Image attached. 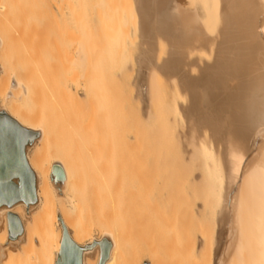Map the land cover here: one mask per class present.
Returning <instances> with one entry per match:
<instances>
[{
	"label": "bare ground",
	"instance_id": "6f19581e",
	"mask_svg": "<svg viewBox=\"0 0 264 264\" xmlns=\"http://www.w3.org/2000/svg\"><path fill=\"white\" fill-rule=\"evenodd\" d=\"M128 2L127 7L125 0L117 1L124 39L131 37V23L137 31V13L143 17L149 3ZM156 5L157 30L164 39L158 40L157 50L162 52L155 61L160 62V72L150 71L148 76L149 102L154 107L147 109L141 88L120 82L119 74L111 73L112 80L93 79L91 70L84 79L82 45L70 40L69 33L70 39L61 37L56 51L64 56L59 57L61 66L67 62L70 66L57 69L64 71L59 80L44 84L48 91L44 113L30 117L25 110L31 109L39 82L45 78L40 67L30 74L29 67L22 72L13 65L17 51L5 16L9 7L0 2V127L15 130L20 162L31 179L30 193L23 190L19 168L0 178L1 188L12 190L10 197L0 199V264H70L64 247L76 253L77 264H140L136 232L129 235L121 229L122 206L130 223L138 224L141 231L157 227L163 216L159 226L163 238L182 246V264H223L220 255L232 244L235 258L229 254L233 261L226 264H264V0H156ZM75 6L81 5L76 2ZM77 7L73 9L78 14ZM94 11L93 6L90 12ZM220 19L222 37H231L228 33L237 30L244 45L250 46L243 49L235 40V46L243 50L224 58L213 48L189 50L203 31L210 46ZM80 22L71 16L66 28L79 32ZM224 41L219 46L230 49ZM185 55L191 65L200 56L197 60L203 68L199 78H187L185 72L178 78L190 85L191 104L183 110L187 95L181 93L177 77H170L171 94L163 73L175 74ZM192 70L196 72L195 67ZM259 70L262 73L253 74ZM233 78L236 85L227 86L226 81ZM198 81L204 82L202 91L196 90L203 92L204 101L198 96L212 113L210 120L202 121L205 124L197 117L196 91L190 89ZM221 88L226 93L218 99ZM244 99L246 104L236 118L228 120L231 102ZM244 112L254 127L250 142L241 122ZM149 118L158 136L145 145L142 127ZM133 119L136 127L132 129ZM234 119L240 123L233 125ZM186 127L190 136L184 137ZM225 209L237 223L229 231L217 226ZM233 236L236 240L231 243ZM148 238L153 239L152 234ZM155 258L148 264H157Z\"/></svg>",
	"mask_w": 264,
	"mask_h": 264
},
{
	"label": "rangeland",
	"instance_id": "374dc122",
	"mask_svg": "<svg viewBox=\"0 0 264 264\" xmlns=\"http://www.w3.org/2000/svg\"><path fill=\"white\" fill-rule=\"evenodd\" d=\"M60 1L61 0H59V1L58 0H56V1L55 0H0V2L5 3L9 7L8 8L9 13L5 16L7 17V19H6L7 25L9 26V28L11 29V32L13 33L12 35L14 36V40H15V47L14 48L16 49L15 51H17V53L16 52L14 53L13 65L18 67V69L20 68L21 71L25 67L26 68L29 67V68H27V71L30 74H33V71H35L37 69V67L38 68L40 67L42 69L40 72L43 75V77L45 78V81L41 80L42 82L41 81L39 82L40 91L35 96L36 98H35V101L33 102V104L31 105V109L25 110L26 113L30 117L39 116L40 114L44 113V107H45L46 99L48 96V91L45 89L44 84L46 82L51 83V82H54L56 80H59L64 71L62 72V71H59L57 69L61 68L62 66L66 67V65H67V67L70 66V64L68 62L67 63L65 62L66 60L64 61L66 63V65L61 66V64H60L61 60L59 61V59H60L59 57H61V59H64V56L61 54H60V56H58L59 54L56 51L57 48L59 47L61 37L63 38L64 36L66 38H69L71 36L70 37L71 39L69 38L70 40L73 39L74 41H76V39H77L78 43H80L82 45V54L81 55H84L83 65L86 67V69L83 71V73L85 75L84 79L87 78L89 76V73L92 71H93L92 73H93L94 78L92 77V75H91V77L93 79H99V78L103 77L105 80H109L110 79L109 75L111 73L112 74H115V73L119 74V77L117 79L120 82L123 81V83H125V84L129 83L131 86H135V88H137V89L141 88L143 95L147 99V109H148V106H149V108H151V105H152V107H154L155 103L150 104V102H149V95H148V89H147L148 76H149L150 71H151V73H154V74L157 73V71L160 72V70L158 68L160 65V62L155 63V61H156V57L159 55V53L162 52V50L160 49L161 51H159V53H158L157 49H159L158 47H160L158 42L160 41V39H164V37L163 36L161 37L160 33H158V30H157L158 12H157L156 0H148L149 3L147 5V9H146V12H145L143 17L138 15V13H137V31L135 32L134 24L131 23L130 24V30H129L130 31L129 34L131 37L128 39H124V35L122 32L123 29L120 27V25L118 23V21H119V10L117 7V1L118 0H81L79 2H78V0H66L67 2L64 1L63 3H62V1L61 2ZM69 1H70V3H68ZM125 1H126V6L128 7L129 2H128V0H125ZM137 1L139 2V0H137ZM59 2L61 4H59ZM76 2H77V4H79L81 6L80 7L75 6ZM65 3H68V5ZM55 4L60 5L58 7H61V5L63 4L62 9L61 8H60V10L57 9L58 7H56L57 5H55ZM70 5H72V6H70ZM73 6L77 7L76 8L77 10L80 9V10H78L79 11L78 14H77V11L74 10L75 8ZM93 6L95 8L94 13L90 12V11H92ZM72 9L74 10V12L72 11ZM70 10H71L72 14L74 13L73 15L71 14ZM75 11H76V13H75ZM59 13H61V14L59 15ZM58 16L59 17L62 16V20L60 19L61 17L59 18ZM71 16H72V18L76 19L78 17V19H80V21H81L80 25L82 26L81 31L75 32L72 29L66 28V26L67 27L69 26L68 24H69V21H71ZM79 16H80V18H79ZM58 21H59V23H58ZM218 22H219V20H218ZM220 22H219V24H220L219 26L216 25L217 29L215 28V31H213V33H215V35H211V37L213 39L216 38L215 41L211 37L209 38V40L211 39L210 41L212 42L211 43L212 46L211 45L209 46L210 43L208 44V41H205V39L203 38V37H206V35L208 38V34H206L204 31H203L204 33L203 32L201 33V31H200L199 34L201 33V35L198 36L197 39L195 38L194 40L191 41V43L189 45V50L190 49L192 50V48L193 49L196 48V50H197V47H198V51H200L199 49H201V50L203 49L202 51L206 52L204 50V48H205L207 50V52H209L210 48H213L214 53L216 52V54H219V56L221 55L220 57L218 56L219 58H222V57L224 58L227 55L232 57V55L234 54L235 51H236V53L234 55H236L237 53H240L241 50L247 49L250 46L249 44L244 45V42H243L242 38L240 37L241 34H239V32L237 30H236L237 32L235 30H233V31H230L228 33L231 37H226V36H228L227 34H226V36L222 37L224 35V34L221 35V31H222L221 29L224 30V27L222 28V26H223L222 19H220ZM63 27H64V31L69 30V32L62 31ZM71 30H72V32H70ZM234 31H235V34H234ZM216 32H218L219 35ZM69 33H70V36L66 35ZM72 33H74V34H72ZM236 33L238 34V36L233 37V35L236 36ZM216 35H217V37H216ZM108 37H109V41L106 42ZM238 37H239V39H237ZM222 38H225V41H226V43L224 41L225 44H228V43L230 44L229 45L230 49L228 48V45H224L222 48L219 46ZM226 38H228V40L229 39H232V40L228 41ZM233 40L237 41L236 45H238V46H240L241 44L244 45V46H242V45L240 46V47H243V49L240 47L238 48V46H235L236 41L234 42ZM238 40L241 43H239ZM196 41H197V44H196ZM213 42L215 43L214 47H213ZM111 43H113V44H111ZM149 46L151 47V49ZM217 47H220L221 50L219 51L220 48H217ZM235 47H236V49H239L238 52L235 49ZM226 48H227V50L229 49V51H227ZM231 49H232V51H231ZM225 50H226L227 54L224 52ZM24 51H25V53H24ZM221 51L224 53V56L222 55L223 53ZM22 54H25V56L28 55L29 58H27V60L30 59V61L28 60V62H27V60L25 59L26 57L24 58V55H22ZM197 54H199V53H197ZM197 56L198 55H196L193 58L196 60L195 64L191 65L190 61L188 63L187 62L188 58L186 56L184 58V60L181 61V63L180 62L178 63L180 65L177 66V72L175 74H169L168 75L167 73H163L164 77H165L164 78L165 81H168V83L165 82V85H167V87L169 86L170 89L168 88V91H172L171 94H173L174 91L171 89L172 83H170L171 82L170 77H177V79H178L180 74H184V72L187 73V74H185V76L187 75L186 76L187 78H189V77L190 78L191 77L199 78L201 76L200 73H201V69L203 67H202V63H200L197 60V58L200 56H198V57ZM147 57H149L151 59L150 62L147 60ZM198 59H200V58H198ZM24 60H26V61H24ZM29 63L31 64L32 68L30 66H28ZM157 63H158V65H157ZM209 63H211V61ZM62 64H64V63H62ZM150 64L153 65V67H151ZM193 66L196 68V72H194V70H192V69H194ZM35 67H36V69H35ZM66 69H68V68H66ZM156 69H158V70H156ZM21 71L18 70V72L20 74H23V73H21ZM66 72H68V71L66 70ZM258 72L262 73V70H259L257 72H253V74L258 73ZM59 73L61 75H59ZM94 73H95V76H94ZM101 73H103L104 75H100ZM33 77H35V76L33 75ZM207 77H206V79H207ZM38 79H39V77H38ZM112 79H113V77H111L110 80H112ZM169 79H170V81H169ZM186 81H188V80H186ZM178 82L180 84V88H183L181 90V93L184 92L183 94L187 95V100L185 102L183 101L181 103L184 106L182 108L184 110V108L185 109L188 108V106H190V104H191V92L189 91V87H188L190 85L187 84V86H186V83H184V85H183V81L181 82L182 83L181 84L179 79H178ZM196 83L193 85L194 86L193 88H195V89H193L192 87H190V89L193 92L196 90H199V92L202 91V88L200 86L202 84V87H203L204 82L200 81V83H199V81H198V86L196 85ZM236 83H237V79H235V78L228 79L226 81V85L229 87L235 86ZM141 84H143V85L141 86ZM185 86H186V88H185ZM172 87H173V85H172ZM203 91H204V89H203ZM199 92L198 91L194 92L195 93L194 98L197 97L196 99H198V100H195L196 107L198 106V108H197L198 114L196 112L195 113L197 114V117L200 118V122H202V121L205 122V120L207 121V118L211 119L212 113H210L209 108L206 106L207 104L205 103L206 104L205 105V104H203L204 102H202V101H204V99L202 98L203 92L201 93V95ZM196 93H197V96H196ZM198 93H199V96L202 99V101L199 98ZM224 93H226V92H223L222 88H221L220 95H218V99L222 98V95ZM245 101H246V99H244L242 102H238V101L231 102V106L226 110V117L228 120H230L231 118L232 119L236 118V116L239 113L241 105L246 104ZM199 105L200 106L205 105V107H203V109H202V107L200 108ZM206 107H207V109H206ZM198 109L200 111H198ZM206 110H208V111H206ZM132 111H134V107H133ZM202 111L205 114H203ZM244 114L245 115L241 119V122H243V126H244V135L247 138V140H249V142H250L251 138L253 137V128L254 127L249 125L250 117L247 116V113L244 112ZM147 115H148V112H147ZM202 118L203 119L206 118V119L202 120ZM235 120L236 119H234V121ZM213 121H218V120H217V118H214ZM234 121H233V125H235L236 123H238V124L240 123V120H238V119L236 120L237 122L236 121L234 122ZM204 122H202V123H204ZM152 123H153V120L149 118V119H147V121L145 122V124L142 127L143 139H144L145 145L151 144V141L158 136L157 130H156L155 126H153L154 124H152ZM129 125L132 129L135 128L136 127L135 120L134 119L130 120ZM151 125H152V128H151ZM178 127L181 129V127L179 125H178ZM179 128H178V130H179ZM185 129L187 132L185 131ZM182 130H179L178 134L182 133V132L184 134V132H186V134H184L183 136L186 137V135H188V134L190 136V133L188 132L187 127L184 129L182 128ZM179 135H181V134H179ZM179 137H180V141H181L182 137L181 136H179ZM184 139H186V140H184L183 142L187 141L188 138H184ZM183 142H181L182 145H183ZM185 145H187V142L184 143V146ZM122 209H123V206H122ZM122 209H121V213H120V217H119L120 218L119 220L121 222L120 223L121 229L123 230V232L129 233V235L133 232H136L138 238L135 241V244H136L137 248H139V250L141 251V259H142L140 264H148V260H151V258L153 256L156 257L155 259H157L156 260L157 264H182V261L184 258L183 257L184 255H182L183 253L181 251L182 246L177 245L175 243H172L170 240H166L165 238H163V235H162L163 231L160 230V227L163 226V220H162L163 216L162 217L160 216L158 221L155 224V226H157V227L160 226L159 228L152 227L150 230L141 231V229L138 227L139 226L138 224L132 225L130 223L129 219L127 218V215H125V213H124V209L123 210ZM229 214H231V215L229 216ZM222 217H223L222 221L219 224H217V226H220V228H223V229L225 228V229H228V231H229L231 228H234L237 225L236 222L234 223V214L227 211V209H225L223 211ZM229 218H231V219H229ZM225 222H226V224H225ZM161 231H162V233H161ZM194 232H196L195 235L197 237L199 235V232L197 231L196 228L194 229ZM150 234H152L153 239L148 238V236ZM227 237H228V235H226V237L223 240L224 244L226 242L225 240L227 239ZM235 240L236 239L233 236L231 238V243H234ZM196 241H198V239H196ZM222 249H223V247H222ZM233 250H234V244H232L231 247L227 251H225L223 254L220 255V257L222 256L224 259L223 264H226V262L227 263L229 262L228 260H230L231 255H233V254H231L233 252ZM206 251L207 250L205 249V256L207 254L206 257L208 258L209 253H207ZM229 254H231V255L229 256ZM207 258H205V260ZM232 258H235V256L233 255ZM204 264H205V261H204ZM234 264H235V262H234Z\"/></svg>",
	"mask_w": 264,
	"mask_h": 264
},
{
	"label": "water",
	"instance_id": "95a60500",
	"mask_svg": "<svg viewBox=\"0 0 264 264\" xmlns=\"http://www.w3.org/2000/svg\"><path fill=\"white\" fill-rule=\"evenodd\" d=\"M19 168L22 176L24 192L31 193V179L29 171L24 163L20 162V152L16 132L10 126L0 127V178L6 176L7 171ZM12 190H3L0 185V199L11 196ZM65 260L70 264H77L76 253L64 247Z\"/></svg>",
	"mask_w": 264,
	"mask_h": 264
}]
</instances>
